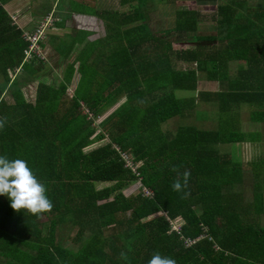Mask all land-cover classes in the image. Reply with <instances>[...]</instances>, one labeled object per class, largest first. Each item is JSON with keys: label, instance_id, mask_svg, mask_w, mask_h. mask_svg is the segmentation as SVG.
Segmentation results:
<instances>
[{"label": "trees", "instance_id": "1", "mask_svg": "<svg viewBox=\"0 0 264 264\" xmlns=\"http://www.w3.org/2000/svg\"><path fill=\"white\" fill-rule=\"evenodd\" d=\"M11 1L0 0V264H264V0H195L218 2L211 34L197 9L176 10L163 31L149 24L152 5L176 0H95L124 11L59 0L62 32L40 46L65 70L56 86L38 84L35 104L23 88L50 67L26 58ZM75 14L115 30L94 37ZM200 75L218 90L197 95ZM178 91L218 104L219 125L167 132L194 110ZM245 144L249 159L218 149Z\"/></svg>", "mask_w": 264, "mask_h": 264}, {"label": "rangeland", "instance_id": "2", "mask_svg": "<svg viewBox=\"0 0 264 264\" xmlns=\"http://www.w3.org/2000/svg\"><path fill=\"white\" fill-rule=\"evenodd\" d=\"M224 1L226 2L228 0H224ZM16 2L20 4H17L16 5L17 7L14 9V10H17V16H15L13 19L15 20V23L20 25V27L24 31H27V32L33 30L38 25V23L41 24L44 20L43 17L47 15H48L47 17L53 16L52 12H54L57 15L61 13L63 14L64 12L68 11L66 9V6L70 10L71 9L70 4L74 2H78V3L86 2L92 5L98 11L99 10L100 11L102 10H123L124 11L126 10V8L120 5V1L65 0L66 11L61 10L62 9L61 5H59L58 3L59 0H16ZM216 4H218V2L208 3L206 5L204 3H197L195 0H176L175 5H168L167 7H164V8H163V4L160 6L152 5L151 6L152 10L150 11V13H148L149 24L163 31V27H166L168 24H170L174 20L176 10L197 9V10H202L200 12L203 18L205 19L204 24H201V27H200L201 32L211 34L213 32V29L216 30V26L213 23V19L216 17V10L213 11L212 8H209V7L218 6ZM57 10L59 12H57ZM35 12H37V14H33ZM76 15L77 14L73 16L74 19L71 21L73 26L78 27V28H84V29L94 32L97 35L94 37H103L108 34H112L115 30L114 25L104 20H101L102 16H100L99 14L97 15V17L86 16V15H84L83 17H80ZM55 20H57L56 16H55ZM51 32L59 34L62 31H57L53 25L51 28H49L44 40H46V37ZM176 47L181 49V47L183 46L180 45L179 47V45H176ZM42 51H43V54H42ZM41 60L47 63V65L50 67V71L45 76H42L40 80L36 81L34 84H31L23 88L27 100L33 104L35 103V100H36L38 84L40 82H47L48 84H54L56 86L58 81H61L59 79H62L63 71L65 70V65L63 63L62 64L56 63L57 58L50 47H46L45 49L41 50ZM181 68H184V65H181ZM207 81L208 80L205 78L204 75H200V83L198 84V90L205 91V89H207L208 86L211 87L212 85H214V87H211L210 89H213V88L216 89L218 87L216 83L215 84L210 83V85L207 84L206 83ZM78 82H79V75H76L74 77L71 88L67 92L68 95L73 94ZM177 94L181 98H184L186 100H192L194 104L191 106L192 108L194 107V110H192L190 115L186 117H182V118L178 117V118H175L169 121L167 124H165V129L167 132H176L180 126H185V125L195 126V127H199L202 129H215L219 125L218 120H217V116H219V114H217L218 104H213V103L207 104V103L201 102L197 97L198 93L197 95H195L194 93L187 92V91H178ZM195 98H196L197 103L194 101ZM241 115L243 117V120H247V118L249 117V113L247 114L243 111L241 112ZM255 129H256L255 127L250 128V130L252 131H254ZM258 129L262 131V133L264 134V124L260 126ZM263 140H264V135H263ZM108 142H109V139L103 142L96 143L90 148H95V147H98ZM263 144H264V141H263ZM218 149L222 153L224 152L231 153L233 151H237V152L240 151V154H243V156L247 157L248 159H249L250 154L252 153L251 149L249 148V144H245L242 147L237 146L236 149H234L233 145L231 146L230 145H219ZM262 149L264 150V146H262ZM233 156H236L237 159L239 160V157L237 156V154H233ZM138 164L140 167L142 166V163H138ZM135 171H136V167H135ZM98 186L100 189H102L105 186H109V183L99 184ZM251 188H252L251 187V174L247 171L246 176H245V183L241 189L245 191V194L247 196H250ZM159 215L160 214H158L157 216L151 217V218H147L145 221L158 217ZM44 220L46 221V219ZM183 224L184 222L182 218H179L178 221L176 222V227L182 228ZM46 225H47V221H46ZM67 232L68 234L72 236L75 235L70 230H67ZM67 232L65 234L66 237H67ZM187 243L188 245H191V243L189 242ZM3 261L4 260H1V263L5 264Z\"/></svg>", "mask_w": 264, "mask_h": 264}, {"label": "built area", "instance_id": "3", "mask_svg": "<svg viewBox=\"0 0 264 264\" xmlns=\"http://www.w3.org/2000/svg\"><path fill=\"white\" fill-rule=\"evenodd\" d=\"M53 23H54V17L53 16L46 17L43 20V22L33 32L25 33V35H24L25 40L29 43V47L25 52L26 58H31L34 55H37L38 57L41 58V50L42 49L40 46V42H42L45 39V36H46L49 28H51L53 26ZM42 54H43V51H42ZM86 112H88V111H86ZM120 153H121L122 159L126 163L125 166L129 169H132L133 171H135V167H136V170H137V166L133 163L132 157L130 156V154H128L125 151H121V150H120ZM145 192H146V195H150V193L147 190H145ZM177 229H179V228H177Z\"/></svg>", "mask_w": 264, "mask_h": 264}, {"label": "crops", "instance_id": "4", "mask_svg": "<svg viewBox=\"0 0 264 264\" xmlns=\"http://www.w3.org/2000/svg\"><path fill=\"white\" fill-rule=\"evenodd\" d=\"M197 3H203V2H197ZM17 4H20V3H17L16 2V0H13V1H11L10 3H8V4H6L4 7L8 10V12L12 15V16H17V10H14L17 6ZM207 5V4H206ZM215 6H212V7H209V8H214ZM214 11V10H213ZM44 18V17H43ZM17 24V23H16ZM19 27H20V25H19ZM37 27V26H36ZM36 27L33 29V30H31V31H29V32H33L35 29H36ZM21 28V27H20ZM22 29V28H21ZM76 75H79V74H76ZM79 79H80V75H79ZM200 83V80H199V82H198V84ZM205 83V82H204ZM207 84H209L210 85V83H214V82H210V81H207L206 82ZM215 84V83H214ZM217 85H218V83H216ZM211 87H214V85H212ZM211 87H207V89H205V91H211V92H216L217 90H218V87L215 89V88H213V89H210ZM200 91H202V90H198L197 91V93L198 92H200ZM37 96V95H36ZM35 102H36V100H35ZM35 104V103H34ZM207 104H209V103H207ZM245 113H247L248 114V112L247 111H244ZM242 119H243V117H242ZM248 126H249V128H251V126L252 125H254V122H252L250 119H249V117L247 118V120H243ZM263 124H260V126H262ZM255 131H257V129H255ZM261 133H262V131H261ZM264 134L262 133V136H263ZM128 153V152H127Z\"/></svg>", "mask_w": 264, "mask_h": 264}, {"label": "clouds", "instance_id": "5", "mask_svg": "<svg viewBox=\"0 0 264 264\" xmlns=\"http://www.w3.org/2000/svg\"><path fill=\"white\" fill-rule=\"evenodd\" d=\"M52 14H53V17H54V21H56V20H55L54 12H52ZM47 16H48V15H47ZM47 16H46V17H47ZM46 17H44V19H45ZM53 25H54V23H53Z\"/></svg>", "mask_w": 264, "mask_h": 264}]
</instances>
